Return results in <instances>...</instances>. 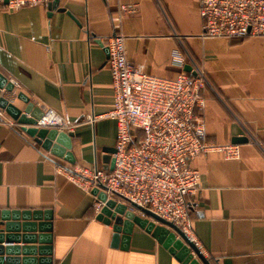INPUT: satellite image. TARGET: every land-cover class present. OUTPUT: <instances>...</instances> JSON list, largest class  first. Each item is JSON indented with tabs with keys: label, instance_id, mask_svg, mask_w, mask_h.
<instances>
[{
	"label": "crops",
	"instance_id": "0c3cea01",
	"mask_svg": "<svg viewBox=\"0 0 264 264\" xmlns=\"http://www.w3.org/2000/svg\"><path fill=\"white\" fill-rule=\"evenodd\" d=\"M53 1L18 9L0 2V73L13 85L1 93L18 108L22 93L43 112L63 116L70 128L60 131L73 133L74 162L44 150L0 109V209L51 211L52 264H181L137 226L127 248L121 240L113 245L111 225L95 219L94 196L56 172L110 171L116 123L107 116L112 83L103 48L111 17L126 5L117 32L128 59L161 77L198 68L206 79V140L247 137L236 144V158L211 151L192 161L200 179L189 195L190 218L200 251L212 264H264V36L203 37L197 0ZM40 245L2 239L0 264H41Z\"/></svg>",
	"mask_w": 264,
	"mask_h": 264
},
{
	"label": "built area",
	"instance_id": "2783aa9c",
	"mask_svg": "<svg viewBox=\"0 0 264 264\" xmlns=\"http://www.w3.org/2000/svg\"><path fill=\"white\" fill-rule=\"evenodd\" d=\"M47 1L6 0L5 7L18 9ZM197 4L203 37L264 36V0H197ZM128 10L126 5L119 6L111 17L113 33L104 39L113 102L107 116L116 123L113 169L57 166L56 172L84 192L102 185L108 196L149 209L174 223L199 248L191 228L189 195L197 190L200 172L192 161L211 151L236 158L238 146L206 140L202 95L206 79L202 71L192 67L189 72L161 77L147 72L143 63L128 59L125 37L117 32L120 17ZM175 60L182 66L180 57ZM37 125L70 128L65 118L52 110L45 111ZM100 205L94 196L96 212Z\"/></svg>",
	"mask_w": 264,
	"mask_h": 264
},
{
	"label": "water",
	"instance_id": "95a60500",
	"mask_svg": "<svg viewBox=\"0 0 264 264\" xmlns=\"http://www.w3.org/2000/svg\"><path fill=\"white\" fill-rule=\"evenodd\" d=\"M58 0L53 1V5ZM52 4H49V10ZM60 11L65 9L60 8ZM68 13V12H67ZM70 15V13H68ZM108 58V48H103ZM185 71H191V66L186 65ZM194 74V72L192 71ZM13 88L11 82L0 73V109L3 110L13 121H15L22 132L33 138L41 147L49 153L63 157L70 163L74 159L70 153L71 137L70 131H60L54 127H41L37 121L41 119L44 112L22 93L16 95L25 106L18 108L10 101L4 92H10ZM247 141L246 136H234L232 144H239ZM114 153V148L108 150ZM114 159L111 157L110 170L113 169ZM90 193L100 202V208L95 214V219L105 225H111L112 244L116 245L121 240V247L127 248L130 235L134 226L150 234L159 245H161L173 258L181 264H212L210 259L205 257L197 245L174 223L167 221L145 207L135 203H124L115 197H110L105 192L104 186L92 188ZM51 211L41 209H0V242L2 239L10 242L12 239L21 237L30 242L38 241V251L45 255L39 259L41 264H52L50 257L51 243ZM21 230L22 235H18ZM17 247H7V251L15 250ZM23 251L34 253L35 247L25 245ZM9 257H7V261ZM25 259L23 258V261Z\"/></svg>",
	"mask_w": 264,
	"mask_h": 264
},
{
	"label": "trees",
	"instance_id": "16d2710c",
	"mask_svg": "<svg viewBox=\"0 0 264 264\" xmlns=\"http://www.w3.org/2000/svg\"><path fill=\"white\" fill-rule=\"evenodd\" d=\"M243 38H245V37H243ZM238 39H242V38H238Z\"/></svg>",
	"mask_w": 264,
	"mask_h": 264
}]
</instances>
